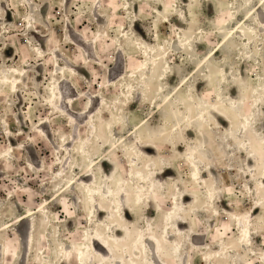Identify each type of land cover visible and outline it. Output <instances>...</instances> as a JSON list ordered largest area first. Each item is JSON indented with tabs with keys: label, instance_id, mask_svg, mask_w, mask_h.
Listing matches in <instances>:
<instances>
[{
	"label": "rangeland",
	"instance_id": "374dc122",
	"mask_svg": "<svg viewBox=\"0 0 264 264\" xmlns=\"http://www.w3.org/2000/svg\"><path fill=\"white\" fill-rule=\"evenodd\" d=\"M248 5L0 0V264H264V13L213 54Z\"/></svg>",
	"mask_w": 264,
	"mask_h": 264
},
{
	"label": "bare ground",
	"instance_id": "6f19581e",
	"mask_svg": "<svg viewBox=\"0 0 264 264\" xmlns=\"http://www.w3.org/2000/svg\"><path fill=\"white\" fill-rule=\"evenodd\" d=\"M245 1L247 3L249 2L248 9H247L246 13L242 17H240L239 20H238V23L242 24V26L239 29H236L235 31H234V27L233 28H230L229 30H227L224 33V35H223V41H225V42H223V41L219 42L216 45V48H215L216 50L213 52V54H215V53H217V51L221 50L223 48L224 44H226L231 39V37L233 35H235L236 33L237 34L240 33V36L241 37H244L245 35H247V32L244 30V26L246 25V23L248 22V20L250 18H253L255 16V14L261 15L262 12L264 13V0H245ZM260 19H262V18H260ZM242 33H244V34H242ZM247 37L249 38L248 35H247ZM143 43H146V42L143 41ZM152 48H153L152 50L154 51V56H152V54L147 55V60H148L150 66L152 68L157 69V67H158V59L160 57L163 58V56L165 54V51H162L161 48L159 49V46H154ZM203 64H205V62H203L202 60L200 62H198V66L199 67L202 66ZM165 69L168 70L165 67L162 70H165ZM0 75H1V79H2V81L4 83L9 82V81L14 82L15 80H18V77L17 76L16 77H13L14 75L9 74V72L7 70L1 71L0 72ZM188 80H189L188 77L185 76L182 81L188 82ZM55 84H56V90L58 92H60V85L57 84V82H55ZM164 98L166 100H168V101L171 100V99L176 98V100H177V102H176V106H177V116H178V119H179V122H178L179 124H181L183 122H188L187 125L188 126L190 125V127H193V125H194L193 123L194 122L197 123L198 118H199V116H200V114H201L202 111L199 108L200 106H199L198 99L193 95V93H191V85L190 84H187L185 88H182L181 87L179 89H171V90H169L164 95ZM236 102H237V100L234 101L235 104H236ZM172 104L169 107H172ZM157 106H160V104H158ZM192 111L195 114L194 116L191 115V112ZM244 126L246 128V124H244ZM249 127H251V123H250ZM189 130H193V129L192 128H189ZM252 130L254 132V137H253L254 143L257 144V141H260L261 138L258 136L257 129L255 130V128L252 127ZM260 155H261V160L263 159V162H264V146L263 145H260ZM195 158L196 157L191 158V160L194 162V159ZM97 159L99 160L98 162H102L104 164L105 161H104L103 158H101L100 156H98ZM94 162H95V160L92 159V165L95 164ZM147 163H148V161H146V164ZM260 185H262L264 187V180H262L260 182ZM84 190L87 191V196L92 201L95 200V199H99L100 202H105V203H112L114 201V200H112L113 198L111 197V195H109V193L112 192V190H110V189L107 190L104 193L98 194V196H97V191H99L100 188H97V187L87 188V186H85L84 187ZM114 203H115V201H114ZM261 203L262 202H258L257 206H261ZM98 213L101 215V211H99ZM249 218H251V215L249 216ZM169 220H170V217H168V222H167L168 225H169ZM168 225H166V227H165L166 229L168 228L167 227ZM120 231H121V229H118L116 231V234H115L116 236L114 237L115 239H117L118 232H120ZM248 232H249V230L246 227V229H245L246 236L248 235ZM104 233H106L105 230H104ZM97 235L98 236L94 238L93 245L94 246L97 245L100 249H102L103 251H105V253H107V254L109 253L110 254V252L113 251L114 245L109 242L108 236H105L107 238V239H105L104 236L102 235V233L99 232ZM150 240L153 241V242L154 241L155 242H159V239L155 235L153 237H151ZM118 245L119 244H117V246ZM141 252L143 254V258L144 257L148 258L150 256L149 252H147L146 248H144V247H141ZM153 253H154V251H153ZM102 258H104V256H102ZM85 259H86V257H83V256L81 257V261L82 262ZM100 261H102V259H100ZM116 261H117V264H120L122 262L121 257H119ZM149 263L157 264V262L155 260V257L150 258V262Z\"/></svg>",
	"mask_w": 264,
	"mask_h": 264
}]
</instances>
